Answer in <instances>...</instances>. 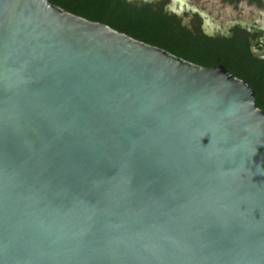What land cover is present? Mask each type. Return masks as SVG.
<instances>
[{
    "label": "water",
    "instance_id": "obj_1",
    "mask_svg": "<svg viewBox=\"0 0 264 264\" xmlns=\"http://www.w3.org/2000/svg\"><path fill=\"white\" fill-rule=\"evenodd\" d=\"M0 264H264L250 84L0 0Z\"/></svg>",
    "mask_w": 264,
    "mask_h": 264
},
{
    "label": "flooded vegetation",
    "instance_id": "obj_2",
    "mask_svg": "<svg viewBox=\"0 0 264 264\" xmlns=\"http://www.w3.org/2000/svg\"><path fill=\"white\" fill-rule=\"evenodd\" d=\"M216 1L218 5L214 4ZM139 2L153 14L166 19L177 38L188 39L192 49H201L205 43L212 44L214 53L216 56L223 55L225 64L214 59L211 65L222 64L226 68L243 54L256 64L264 65V0H240L235 3L223 0Z\"/></svg>",
    "mask_w": 264,
    "mask_h": 264
},
{
    "label": "trees",
    "instance_id": "obj_3",
    "mask_svg": "<svg viewBox=\"0 0 264 264\" xmlns=\"http://www.w3.org/2000/svg\"><path fill=\"white\" fill-rule=\"evenodd\" d=\"M65 10L92 21L107 23L112 28L146 43L167 49L186 60L209 66L214 59L225 64L223 55L214 53V47L205 43L201 49L190 47L188 39H180L163 17L153 14L139 0H49ZM235 3L240 0H223ZM226 68L237 77L250 82L255 91V102L264 108V65L256 64L243 54Z\"/></svg>",
    "mask_w": 264,
    "mask_h": 264
},
{
    "label": "rangeland",
    "instance_id": "obj_4",
    "mask_svg": "<svg viewBox=\"0 0 264 264\" xmlns=\"http://www.w3.org/2000/svg\"><path fill=\"white\" fill-rule=\"evenodd\" d=\"M212 2H213V1H212ZM214 4H217V5H218L219 3H218V1H216V2H214Z\"/></svg>",
    "mask_w": 264,
    "mask_h": 264
}]
</instances>
